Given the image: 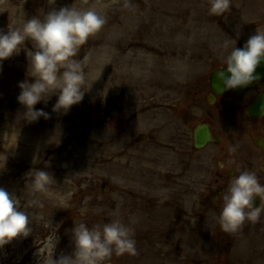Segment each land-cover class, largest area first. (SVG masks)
Instances as JSON below:
<instances>
[{
  "label": "rangeland",
  "instance_id": "1",
  "mask_svg": "<svg viewBox=\"0 0 264 264\" xmlns=\"http://www.w3.org/2000/svg\"><path fill=\"white\" fill-rule=\"evenodd\" d=\"M127 2L131 7L126 0H0L5 33L72 5L106 20L80 49L77 58L88 57L86 92L66 114L53 111L54 94L35 106L48 120H25L17 97L18 84L33 81L27 54L0 62V187L23 204L31 196L29 171H48L56 181L36 194L43 206L29 209L32 234L6 245L0 264H38L37 252L47 257L50 220L59 225L56 258L72 252L74 222L115 219L133 228L137 254H114L108 264H264V214L233 233L218 220L219 197L242 170L227 166L229 157L239 161V96L206 101L208 77L231 51L220 45L228 37L242 48L264 31V0H232L224 17L209 15V0ZM24 47L33 50L31 41ZM202 122L216 142L196 151L192 131Z\"/></svg>",
  "mask_w": 264,
  "mask_h": 264
},
{
  "label": "clouds",
  "instance_id": "2",
  "mask_svg": "<svg viewBox=\"0 0 264 264\" xmlns=\"http://www.w3.org/2000/svg\"><path fill=\"white\" fill-rule=\"evenodd\" d=\"M231 4L232 0H209V15L224 17L229 13ZM124 6L131 7L127 0ZM105 23V18L95 10H80L72 5L58 10L53 8L43 18L25 20L22 28L7 33L0 31V62L14 54L18 55L22 49L29 60L28 76L33 81L26 79L20 82V94L17 97L18 103L26 109L25 120H48L49 113L35 106L46 103L54 94H58L54 112L62 110L66 114L82 102L86 92L83 66L88 57H77L89 37L99 32ZM26 40L31 41L33 50L24 47ZM236 43L235 39L226 37L220 45L223 50L231 49L225 57V66L215 73L222 91L244 88L260 79L256 70L264 62V31L257 29L242 48H237ZM193 113L201 114L195 108ZM233 172L235 174L219 197L223 205L218 220L225 233L238 231L246 222L257 223L264 214V183L260 182L254 171L238 168ZM53 183L56 181L50 172L42 169L29 171L25 188L31 196L23 200V204L15 194L0 187V252L13 240L24 239L32 234L33 216L29 209L43 206L36 194L48 193ZM257 197L260 203L255 207ZM49 224L53 229L49 239L51 251L44 258L37 252L38 264H108L114 254H137L133 228L115 219L92 226L85 222H74L70 230L72 252L54 258V250L59 242V225L53 227L51 220Z\"/></svg>",
  "mask_w": 264,
  "mask_h": 264
},
{
  "label": "flooded vegetation",
  "instance_id": "3",
  "mask_svg": "<svg viewBox=\"0 0 264 264\" xmlns=\"http://www.w3.org/2000/svg\"><path fill=\"white\" fill-rule=\"evenodd\" d=\"M263 92L264 78L253 88L238 94V112L240 114V122H237L239 128V137L237 139L239 161L236 163V159L227 158V166L234 167L239 165L242 170L254 171L261 183H264V113L261 116L253 117L248 114V108L254 99ZM216 104H219V100ZM218 107L223 113L227 109L225 103H222L221 107L218 105ZM226 139L230 143L232 135L227 134ZM225 153L228 154V150ZM221 169H224V166ZM226 174L229 177V171H226ZM216 176L217 178H222L219 172L216 173Z\"/></svg>",
  "mask_w": 264,
  "mask_h": 264
},
{
  "label": "water",
  "instance_id": "4",
  "mask_svg": "<svg viewBox=\"0 0 264 264\" xmlns=\"http://www.w3.org/2000/svg\"><path fill=\"white\" fill-rule=\"evenodd\" d=\"M219 70H215L209 77V87L214 96H223L231 92H241L245 89H248L254 86L256 83L260 82L262 78L264 77V62H262L256 70V74L260 76V79L257 81H254L252 84H250L247 87L239 88V89H230L227 91H222L221 87L218 85L215 79V73ZM210 98L212 99L208 100L209 103H211V100H213V97H210ZM263 113H264V92L254 100V102L251 104V106L248 109V114L253 117L261 116ZM192 137H193V148L194 149H202L207 144L213 142L211 131L209 129V126L206 124L197 125L193 131ZM255 204H257V202Z\"/></svg>",
  "mask_w": 264,
  "mask_h": 264
}]
</instances>
